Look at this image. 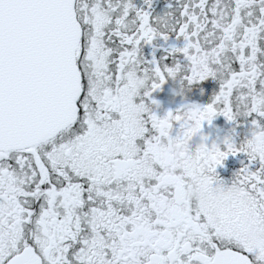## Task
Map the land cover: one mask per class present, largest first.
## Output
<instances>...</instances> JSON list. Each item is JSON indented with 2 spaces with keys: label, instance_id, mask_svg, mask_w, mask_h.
<instances>
[{
  "label": "snow or ice",
  "instance_id": "snow-or-ice-1",
  "mask_svg": "<svg viewBox=\"0 0 264 264\" xmlns=\"http://www.w3.org/2000/svg\"><path fill=\"white\" fill-rule=\"evenodd\" d=\"M168 7L0 0V264H264V0ZM178 76L219 91L160 117ZM217 116L250 138L209 146Z\"/></svg>",
  "mask_w": 264,
  "mask_h": 264
},
{
  "label": "flooded vegetation",
  "instance_id": "flooded-vegetation-1",
  "mask_svg": "<svg viewBox=\"0 0 264 264\" xmlns=\"http://www.w3.org/2000/svg\"><path fill=\"white\" fill-rule=\"evenodd\" d=\"M138 8H144L150 10L152 16H164L165 13L172 11L168 7L172 4L176 6V0H153L151 9L144 4V0H134ZM161 44L164 42L161 41ZM171 43V41H170ZM177 46H182L181 42H176ZM152 46L145 47V55L147 58H151ZM161 52L158 50L157 56ZM187 64L186 61H184ZM183 75V74H182ZM219 82L217 79L205 76L201 81L188 84L186 80H182L180 76L176 79H168L167 82L161 87V89L152 93V99L158 102V107L153 105L156 114L163 117L168 111H175L180 108L184 103H210L214 93L219 91ZM235 127L236 135L234 140L237 144L243 142L246 137L250 138L247 132V121L243 116L238 117L236 124L227 121L223 116H217L211 125L205 123L203 128V134L209 137L207 141L210 146L211 143L216 142L221 147V150H225L222 140L225 136L232 132ZM201 142L199 134H192L188 140L189 148L195 150L197 145ZM245 166H249L250 170L255 171L260 167L259 161L250 163L246 153H237L235 156H228L221 166L216 169V177L218 181L223 183L220 185L227 189L232 186L236 180V173L239 172ZM214 186H216L214 184ZM196 192L195 195H198ZM190 195H193L192 190Z\"/></svg>",
  "mask_w": 264,
  "mask_h": 264
},
{
  "label": "clouds",
  "instance_id": "clouds-1",
  "mask_svg": "<svg viewBox=\"0 0 264 264\" xmlns=\"http://www.w3.org/2000/svg\"><path fill=\"white\" fill-rule=\"evenodd\" d=\"M201 188L202 186L199 184V182H197L196 187L192 189L193 196H195L196 192H200Z\"/></svg>",
  "mask_w": 264,
  "mask_h": 264
}]
</instances>
